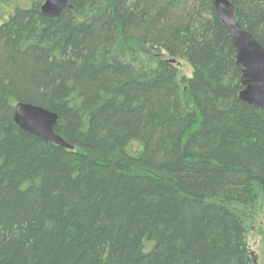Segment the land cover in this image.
Instances as JSON below:
<instances>
[{
    "label": "trees",
    "instance_id": "trees-1",
    "mask_svg": "<svg viewBox=\"0 0 264 264\" xmlns=\"http://www.w3.org/2000/svg\"><path fill=\"white\" fill-rule=\"evenodd\" d=\"M229 1L264 47V0ZM7 2L0 264H253L264 111L239 98L215 0ZM18 103L56 113L73 150L20 129Z\"/></svg>",
    "mask_w": 264,
    "mask_h": 264
},
{
    "label": "water",
    "instance_id": "water-1",
    "mask_svg": "<svg viewBox=\"0 0 264 264\" xmlns=\"http://www.w3.org/2000/svg\"><path fill=\"white\" fill-rule=\"evenodd\" d=\"M214 8L228 32L236 52V63L242 71L243 90L239 98L243 103L264 111V47L239 24L236 9L229 0H215ZM71 9V0H44L41 6L43 15L50 18H58L64 11ZM171 63L176 64V60H171ZM14 120L26 133L73 150V146L55 132L59 120L56 113L32 104L18 103Z\"/></svg>",
    "mask_w": 264,
    "mask_h": 264
},
{
    "label": "rangeland",
    "instance_id": "rangeland-1",
    "mask_svg": "<svg viewBox=\"0 0 264 264\" xmlns=\"http://www.w3.org/2000/svg\"><path fill=\"white\" fill-rule=\"evenodd\" d=\"M32 1L17 0V7H30ZM8 4V2L4 4L0 3V14L5 15L12 10ZM10 5H14V3L10 2ZM178 69L180 78L189 79L192 77V69L186 61H178ZM247 243L253 255V264H264V194L259 197L257 202L256 218L248 229Z\"/></svg>",
    "mask_w": 264,
    "mask_h": 264
}]
</instances>
